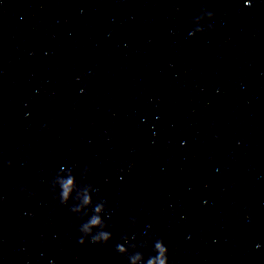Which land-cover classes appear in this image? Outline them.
Segmentation results:
<instances>
[{"label": "clouds", "instance_id": "9594fccd", "mask_svg": "<svg viewBox=\"0 0 264 264\" xmlns=\"http://www.w3.org/2000/svg\"><path fill=\"white\" fill-rule=\"evenodd\" d=\"M70 185H71V180H69L67 183H65L63 185V188H64L63 195H64L65 198L67 197V193H68ZM99 210H100L99 207L94 209V211H99ZM98 223H99V218L96 217V216H93L91 218V220L89 221V224H92V225H95V224H98ZM82 231H84V232L88 231V225L87 224L84 225ZM107 237H108L107 233H100L98 235H92L90 237L91 238L90 242L93 243V244L107 243ZM78 242L80 244H84L85 243V236L82 235ZM157 247L160 248V245L157 244ZM158 264H165V258H164V255H163V250L161 251V257L158 260Z\"/></svg>", "mask_w": 264, "mask_h": 264}]
</instances>
